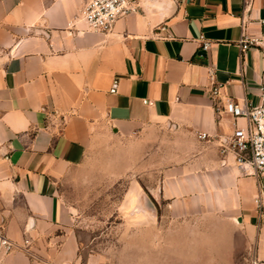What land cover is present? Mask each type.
<instances>
[{
	"label": "crops",
	"instance_id": "obj_1",
	"mask_svg": "<svg viewBox=\"0 0 264 264\" xmlns=\"http://www.w3.org/2000/svg\"><path fill=\"white\" fill-rule=\"evenodd\" d=\"M87 1L0 0L4 263L83 264L58 183L104 143L159 132L174 158L158 189L134 193L133 213L151 226L165 202L166 227L208 224L229 263L264 264V177L219 154L246 124L227 100L261 103L264 51L239 41L264 35V0H136L107 34L80 20Z\"/></svg>",
	"mask_w": 264,
	"mask_h": 264
},
{
	"label": "rangeland",
	"instance_id": "obj_2",
	"mask_svg": "<svg viewBox=\"0 0 264 264\" xmlns=\"http://www.w3.org/2000/svg\"><path fill=\"white\" fill-rule=\"evenodd\" d=\"M169 148L168 136L159 132L110 141L58 183L83 264H253L249 258L229 263L223 246H209L216 237L208 224L166 227L165 202L158 201L159 220L151 226L133 213L135 192L158 189L174 158Z\"/></svg>",
	"mask_w": 264,
	"mask_h": 264
},
{
	"label": "built area",
	"instance_id": "obj_3",
	"mask_svg": "<svg viewBox=\"0 0 264 264\" xmlns=\"http://www.w3.org/2000/svg\"><path fill=\"white\" fill-rule=\"evenodd\" d=\"M136 0H88L79 11V18L87 30L109 33L115 21L135 10ZM206 49L208 44L201 42ZM240 53L254 48L264 51V35L260 37L243 35L239 41ZM219 94V86L210 89L212 99ZM259 105L244 102L241 107L231 99L227 100L226 110L234 118L245 120L244 128L234 131L221 141L219 154L231 155L238 170L244 176L264 177V86L260 88ZM201 141H207L205 133L197 135ZM259 205V201H256ZM14 245L5 236L0 235V264H6L3 257L9 255ZM253 264H259L253 262Z\"/></svg>",
	"mask_w": 264,
	"mask_h": 264
}]
</instances>
